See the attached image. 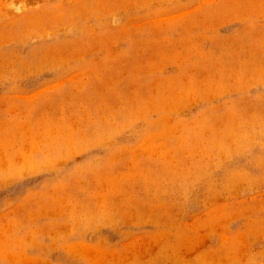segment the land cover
Returning <instances> with one entry per match:
<instances>
[{"label":"rangeland","instance_id":"obj_1","mask_svg":"<svg viewBox=\"0 0 264 264\" xmlns=\"http://www.w3.org/2000/svg\"><path fill=\"white\" fill-rule=\"evenodd\" d=\"M0 264H264V0H0Z\"/></svg>","mask_w":264,"mask_h":264}]
</instances>
